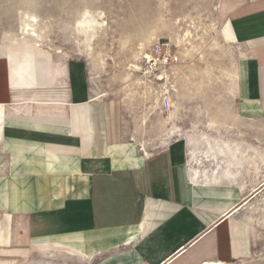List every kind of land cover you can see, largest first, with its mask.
Instances as JSON below:
<instances>
[{
  "label": "crops",
  "instance_id": "0c3cea01",
  "mask_svg": "<svg viewBox=\"0 0 264 264\" xmlns=\"http://www.w3.org/2000/svg\"><path fill=\"white\" fill-rule=\"evenodd\" d=\"M217 19L220 40L243 49L239 115L264 119V0H219ZM9 52L0 264L251 262L254 234L235 210L263 180L246 193L229 171L203 173L184 140L146 155L127 140L120 105L92 98L83 61Z\"/></svg>",
  "mask_w": 264,
  "mask_h": 264
},
{
  "label": "rangeland",
  "instance_id": "374dc122",
  "mask_svg": "<svg viewBox=\"0 0 264 264\" xmlns=\"http://www.w3.org/2000/svg\"><path fill=\"white\" fill-rule=\"evenodd\" d=\"M218 7L219 0H0V55L11 48L24 14L34 15L43 38L39 49L54 59L85 63L92 98L120 105L127 140L152 153L174 140L187 144L189 136L196 169L209 175L229 171L247 193L264 179V119L239 115L243 49L220 40ZM87 18L101 23L88 43L77 32ZM163 42L173 60L168 78L159 79L157 72L148 78L143 57ZM173 128L180 131L169 140ZM232 154L244 162L233 163ZM249 203L240 213L254 234L248 264H264L257 262L264 259V190Z\"/></svg>",
  "mask_w": 264,
  "mask_h": 264
},
{
  "label": "bare ground",
  "instance_id": "6f19581e",
  "mask_svg": "<svg viewBox=\"0 0 264 264\" xmlns=\"http://www.w3.org/2000/svg\"><path fill=\"white\" fill-rule=\"evenodd\" d=\"M90 18H87V20H84V21H80L78 24L80 27H78L80 30L77 29V32H81L84 36H85V42H89L90 38L95 34L93 33V31L96 29V28H99L101 26V23H98L97 21L95 20H88ZM36 23H37V19L34 15H31V14H27L25 13L24 16L21 18V22H20V26H19V34L18 35H13L12 38H11V48L9 50H7L6 48L2 50V52L5 54L7 53V56L10 55V52L9 51H22L23 53H25L24 51H28V54L31 55L30 59H35L36 56H40L43 52L42 50H40V43L42 42L43 38L41 35H39L37 33V31L35 30V26H36ZM103 25V24H102ZM77 28V27H76ZM101 28H99L100 30ZM78 32V33H79ZM96 32V30H95ZM187 32V31H186ZM79 33V34H81ZM187 36V35H186ZM191 36V35H190ZM182 37V36H181ZM94 38V36L92 37ZM153 38V37H152ZM178 38V37H177ZM189 38V37H188ZM4 39H6V37H4ZM127 39V38H126ZM147 39V38H146ZM149 39V38H148ZM187 38H185L186 40ZM192 39V37H191ZM181 40V39H180ZM185 40H184V44H185ZM150 41V40H148ZM191 41V40H189ZM84 42V41H83ZM91 42V40H90ZM129 42V41H128ZM180 43V42H179ZM177 43V44H179ZM42 44V43H41ZM188 44V43H187ZM84 45V44H83ZM91 45V43H90ZM142 45V44H140ZM139 45V46H140ZM181 45V43H180ZM228 46V45H227ZM124 47V46H123ZM179 47V46H178ZM88 48V47H87ZM84 49L85 48V45H84ZM89 50V49H88ZM91 50V49H90ZM2 53V54H3ZM58 54V53H57ZM61 54V53H60ZM48 55V54H47ZM49 57L50 55H48L46 57V61L49 60ZM10 60V58H8ZM102 60V59H101ZM129 79V78H128ZM138 80H141V79H138ZM143 80V79H142ZM128 81V80H127ZM126 81V82H127ZM140 84V83H139ZM167 90V89H166ZM165 93V92H164ZM156 98V97H155ZM158 102V101H157ZM228 125V124H227ZM141 126V125H140ZM210 126V125H209ZM212 127V126H211ZM180 130L177 129V128H173L171 129V131H169L167 133V138L169 140H171V138H173L175 136V133L176 132H179ZM237 133V132H236ZM163 136V135H162ZM201 138V137H200ZM199 138V139H200ZM203 139V138H202ZM204 141V144L208 145V146H211V143L209 142L210 140L206 139L205 140H202ZM200 142V141H199ZM166 144V143H165ZM194 144V140L191 139V137H187V146H190L188 147V152L191 154L192 152V149H191V146ZM254 149V148H253ZM220 150V149H219ZM259 149H257L258 151ZM141 151H143V153H145L147 155V152L144 148V146H142V149ZM213 151V150H212ZM237 151V150H236ZM214 152V151H213ZM235 152V151H233ZM245 152V150H244ZM243 152V153H244ZM260 152V151H259ZM257 152V153H259ZM263 152V151H262ZM215 153V152H214ZM223 153V152H222ZM242 153V152H241ZM249 153V152H248ZM256 153V152H255ZM220 154V153H219ZM253 154V153H252ZM251 154V155H252ZM192 155V154H191ZM254 155V154H253ZM257 155V154H256ZM263 155V154H262ZM240 156V155H239ZM212 157V156H211ZM244 157V156H243ZM254 157V156H253ZM257 157V156H256ZM246 158V157H245ZM258 158V157H257ZM256 158V159H257ZM260 158V157H259ZM264 158V157H263ZM213 160L215 159L216 160V157H213L212 158ZM236 159H241L239 157L236 158L235 154H232V162L235 161L236 162ZM243 160L242 162H244L245 159H241ZM240 160V161H241ZM259 160V159H257ZM198 161V159L196 160ZM239 161V160H238ZM262 161V159H261ZM195 162V160H194ZM193 162V163H194ZM241 162V163H242ZM252 162H255L254 159L252 160ZM234 163V162H233ZM240 165V163H238ZM250 164V163H249ZM218 165V163H217ZM250 166V165H248ZM241 167V166H240ZM263 182H264V179H263ZM259 193V191H257L256 193L254 194H250L249 196H247L243 202L241 203V205L239 207L236 208L235 211H240L241 209H243L245 206L247 207V204H251L249 203L251 199H254L256 197V195ZM233 213V212H232ZM225 220V219H224ZM260 256V255H259Z\"/></svg>",
  "mask_w": 264,
  "mask_h": 264
},
{
  "label": "built area",
  "instance_id": "2783aa9c",
  "mask_svg": "<svg viewBox=\"0 0 264 264\" xmlns=\"http://www.w3.org/2000/svg\"><path fill=\"white\" fill-rule=\"evenodd\" d=\"M155 51L152 54L144 55V67L143 74L150 77L152 74L159 73V79L166 80L168 78L169 71L171 69V62H173L169 45L165 42L158 43L154 46ZM158 56V58L155 57Z\"/></svg>",
  "mask_w": 264,
  "mask_h": 264
}]
</instances>
